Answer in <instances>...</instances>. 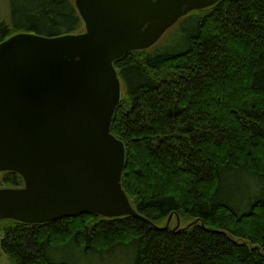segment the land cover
<instances>
[{"label": "trees", "instance_id": "1", "mask_svg": "<svg viewBox=\"0 0 264 264\" xmlns=\"http://www.w3.org/2000/svg\"><path fill=\"white\" fill-rule=\"evenodd\" d=\"M9 7L0 41L86 29L75 0H9ZM194 11L183 45L114 60L124 90L111 130L126 144L122 186L144 218L5 217L0 258L76 264L50 254L74 241L87 252L131 244V264H264V0H219ZM232 174L251 175L256 185L239 205L221 194ZM24 183L18 171L0 170V186Z\"/></svg>", "mask_w": 264, "mask_h": 264}, {"label": "water", "instance_id": "2", "mask_svg": "<svg viewBox=\"0 0 264 264\" xmlns=\"http://www.w3.org/2000/svg\"><path fill=\"white\" fill-rule=\"evenodd\" d=\"M219 0H75L86 29L0 41V220L43 222L82 211L132 214L122 186L126 144L111 130L122 98L115 61Z\"/></svg>", "mask_w": 264, "mask_h": 264}, {"label": "rangeland", "instance_id": "3", "mask_svg": "<svg viewBox=\"0 0 264 264\" xmlns=\"http://www.w3.org/2000/svg\"><path fill=\"white\" fill-rule=\"evenodd\" d=\"M9 14V0H0V19L9 21ZM195 14H197L196 11L191 10L188 15L186 14L187 16L184 15L180 17L174 25L167 29L155 44H169L176 47L183 45L186 35L183 33L184 24L189 17ZM122 86L123 91V83ZM250 177L252 176L250 175ZM250 177L249 175L241 176L238 174H232L226 177L221 194L235 205L248 201L256 190V185L252 184L253 182ZM172 220L173 223H175L176 219ZM135 250V247L131 244H118L107 250L95 249L87 252L85 248L80 247L76 242L72 241L51 249L50 254L53 259H67L72 262L74 261L76 264H131L135 258ZM0 264H11L5 252L2 253Z\"/></svg>", "mask_w": 264, "mask_h": 264}]
</instances>
